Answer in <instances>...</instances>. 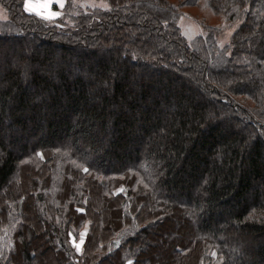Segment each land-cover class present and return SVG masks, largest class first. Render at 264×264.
Masks as SVG:
<instances>
[{"label":"trees","instance_id":"trees-1","mask_svg":"<svg viewBox=\"0 0 264 264\" xmlns=\"http://www.w3.org/2000/svg\"><path fill=\"white\" fill-rule=\"evenodd\" d=\"M25 1L0 0V264H264V0Z\"/></svg>","mask_w":264,"mask_h":264},{"label":"rangeland","instance_id":"rangeland-1","mask_svg":"<svg viewBox=\"0 0 264 264\" xmlns=\"http://www.w3.org/2000/svg\"><path fill=\"white\" fill-rule=\"evenodd\" d=\"M77 1H78L77 2L78 4H80L82 6L85 5L86 7H89V6H91V7L105 6V2L102 1V0H77ZM167 1L169 3L173 4L174 1H178V0H167ZM28 2H30V1H28V0L25 1L24 8L28 4ZM41 3H42L41 0H33V1L30 2V4H32L33 6L34 5H39ZM54 6H55L56 9H54ZM32 8H28V9H25V10L28 13L36 14L34 11L30 10ZM62 9H63V7H60L58 2H54L50 6V10L56 12L57 16L51 17V16L48 15V13L46 11H41L40 15H37V14L36 15L41 17V18H43V19H46V20H54V19H57L60 16V12L62 11ZM183 10L185 12V15L179 20L178 25L181 27L182 31L184 32V35L187 38V42L191 44V43L195 42V40L201 35V33H203V30H204V26H202V29L200 27V25H203L201 23L200 19H197L196 16H194V15L198 14V11H199V13H201V15L204 14V13L208 15V13H207L205 7H201L198 11H196L194 9L191 10L189 8L183 9ZM5 17H6V15H5L4 10H0V19H5ZM208 20H210V18ZM216 24L218 26H221V27L225 25L222 22H216ZM234 32H235V28L227 30L225 32V34L222 36L221 44L223 45L224 43H228L230 41L231 37L233 36ZM87 232L88 231H87L86 227H84L83 229H81L78 232V235H72L71 236V243L74 245V247L77 249L76 245L77 244L80 245L79 249H77L78 253H81L82 250H83V246H84L85 241H86ZM169 242H170V240L164 238V244L157 251L158 253H157L156 258H158L159 260H162L161 250L162 251L167 250ZM159 243H160V240H159ZM48 264H52V263L49 261Z\"/></svg>","mask_w":264,"mask_h":264},{"label":"snow or ice","instance_id":"snow-or-ice-1","mask_svg":"<svg viewBox=\"0 0 264 264\" xmlns=\"http://www.w3.org/2000/svg\"><path fill=\"white\" fill-rule=\"evenodd\" d=\"M53 2H54V0H43V3L36 5L35 7H33L30 10L34 11L37 15H40L41 11H46L49 16L55 17V16H57V13L50 10V6L52 5ZM55 2H58L61 7L64 6V0H55ZM76 247H77V249H79L80 245L77 244Z\"/></svg>","mask_w":264,"mask_h":264},{"label":"crops","instance_id":"crops-1","mask_svg":"<svg viewBox=\"0 0 264 264\" xmlns=\"http://www.w3.org/2000/svg\"><path fill=\"white\" fill-rule=\"evenodd\" d=\"M28 1L31 2V1H33V0H28ZM41 1H42V3H43V0H41ZM30 2H28V4L26 5L25 9L32 8V7H35V6H36V5L33 6L32 4H30ZM54 2H55V1H54ZM54 2H53V3H54ZM53 3H52V4H53ZM58 4H59V3H58ZM59 5H60V4H59ZM64 6H65V1H64ZM64 6H63V7H64ZM60 7H61V6H60ZM29 12H30V11H29Z\"/></svg>","mask_w":264,"mask_h":264}]
</instances>
